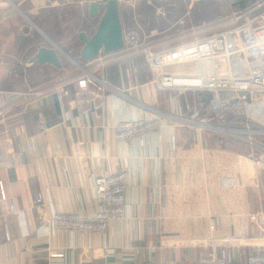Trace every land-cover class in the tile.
Returning a JSON list of instances; mask_svg holds the SVG:
<instances>
[{"label":"crops","instance_id":"crops-1","mask_svg":"<svg viewBox=\"0 0 264 264\" xmlns=\"http://www.w3.org/2000/svg\"><path fill=\"white\" fill-rule=\"evenodd\" d=\"M65 1L0 0V182L5 193V199L0 196V264H197L198 238L208 214L202 163L213 174L228 159L219 162L210 151L217 148L218 137L161 116L156 132L121 143L113 125L145 116L141 103L184 117L201 115L207 112L208 94L194 88L157 89L148 67L135 61L126 64L121 51L104 75L124 95L75 86L64 95L57 84L71 88L72 66L60 52V67L29 64L39 47L52 44L43 42L25 18L31 21L44 11L70 9ZM136 1H119L124 34L123 7L131 8ZM199 1L190 0L191 7ZM229 1L234 5L223 6V15L256 0ZM71 2L95 20L94 31L99 16L88 15V2ZM79 30L87 32L85 27ZM186 64L197 75L173 76L196 77L210 70L205 60ZM258 108L262 118L264 106ZM40 119L46 123L44 129L37 125ZM123 170L129 179L126 216L112 220L106 232L43 228L54 212L94 213L98 203L93 178ZM242 192L248 210L264 209V182ZM10 204L21 212L12 213ZM246 227L248 238L254 237L255 226ZM104 246L115 248L113 257L102 256ZM233 256L240 258L239 246L233 248Z\"/></svg>","mask_w":264,"mask_h":264},{"label":"built area","instance_id":"built-area-1","mask_svg":"<svg viewBox=\"0 0 264 264\" xmlns=\"http://www.w3.org/2000/svg\"><path fill=\"white\" fill-rule=\"evenodd\" d=\"M180 37L185 41L156 48L154 44L142 45L144 37L139 41L138 34L133 36V33L126 32L124 51L134 55L143 51L153 76L151 83L157 89L191 87L210 92V115L197 118L179 115L175 119L201 132L215 134L219 137V144L216 149L210 150L214 159L220 162L228 157L227 161L220 163L225 164L223 168L219 167L213 174H209L204 161L202 163L203 188L208 192L205 196L208 214L198 238L201 253L197 264H264V209L248 210L249 202L242 192L248 186H256L264 178V124L252 113L255 108L264 106V0H256L243 10L222 17L212 26L196 25L195 29L182 33ZM102 55L87 61V64H91L100 60L82 73L77 80L79 88L86 89L97 83L101 90L112 89L103 74L100 77L94 75L96 70H103L108 62V59L100 58ZM193 60H209L211 72L196 77L158 74L162 66ZM65 85L56 89L67 95L70 88ZM144 108L147 110L145 116L120 119L114 123L117 141L122 143L148 136L161 126V116L173 118L153 106ZM37 125L44 129L46 123L40 119ZM222 136L229 138L235 146L225 147ZM202 150L200 146L199 151ZM128 180L124 170L95 176L93 188L97 210L91 214L54 212L43 228L103 234L111 220L126 216L123 194ZM211 190L218 193L214 195ZM0 196L5 199L1 182ZM9 209L15 214L21 212L13 204ZM249 223L256 228L252 232L255 236L251 238L247 236L250 230L246 226ZM246 240L250 243H245ZM235 246H239L240 258L233 256ZM114 254V247L102 248L104 258L113 257Z\"/></svg>","mask_w":264,"mask_h":264},{"label":"rangeland","instance_id":"rangeland-1","mask_svg":"<svg viewBox=\"0 0 264 264\" xmlns=\"http://www.w3.org/2000/svg\"><path fill=\"white\" fill-rule=\"evenodd\" d=\"M71 1L73 0L65 1L67 2L70 9L67 8H62L58 10L51 9L50 11H44L43 13L41 12L37 18L34 19L31 18L32 19L31 21L34 24H32L29 18H25V19L32 28L37 27L36 29L40 32L41 35L37 31H34L36 35L39 38H41L42 41L45 43H51V44L53 43L54 46L57 47L55 48L57 52L59 51L64 58L60 54L59 55L63 59H66L65 62H67L68 64H70V66H72L74 80L71 81L72 83L71 82L69 83L70 85L72 84L70 89H72L75 86V88H78L80 90H85L84 88L78 87L77 80L81 77L82 73L90 70L91 66L94 65L96 61L99 62L100 60H95L93 62H90L91 64H87V61L79 59V51L82 46V43L79 41L77 34L80 31L79 28L85 27L87 29V33L90 35L93 31L95 20L89 19L87 17L86 11L85 10L81 11L80 5H74ZM168 2L171 5L167 4ZM131 4L133 5V7L131 6V8L123 7L122 14H123V22L125 25V31L127 33H133V36H137L138 34V36L140 37L139 41L143 40L144 37L142 45L147 46L154 44L156 48H163L164 46H168V45L174 46L185 41L184 38L180 37L181 34L186 33L191 29L192 30L195 29L196 25H201L206 27L216 24L218 20L226 16L221 13L222 7L226 5L228 7H231L232 5H234L233 2L230 1L228 2V0H202L192 5V7L190 0H138L135 3H131ZM154 6L157 8H154ZM157 9L158 11H156ZM243 9L244 8H240L238 10H243ZM196 21L198 23H196ZM36 22L39 24H37ZM122 51H123L122 52L123 56L126 57L125 58L126 64H131L133 63V61H135L134 63H136V65H139L142 68L148 67L149 69L148 62L146 61V58L142 54L143 51L141 53L136 54L138 56L134 58H132L133 56H135L134 54H129L127 51L124 50ZM118 52L121 53V51ZM119 53L114 52L107 55H102L100 58L108 59V62L104 65L103 70L95 71L94 73L95 77L96 76L100 77V74L101 75L103 74V76L105 77L104 69H106V67L112 62L113 57ZM66 55L71 57L74 60V62L67 59ZM205 61L209 62L210 70L208 73H206L209 74L211 72L212 64L209 60H205ZM188 62L173 63L167 66H162L158 69V74L160 75L162 73H168L172 75H197L194 71V67L190 66V64H186ZM149 74H150V80H152L153 76H151L152 75L151 72ZM59 80L63 81L65 79L61 78ZM107 82L109 83L112 89L101 90L98 88L97 83H95V86L92 85L89 86L88 88H91L95 93L98 94H102V93L104 94L106 92L110 94L111 93L119 94L118 91L120 90H118L115 86H113L109 81ZM58 90L60 91V89ZM202 92L208 94L209 98L211 97L210 92L205 90H203ZM140 105L145 106L143 103H141ZM152 106L158 109L163 114H170V117H173L170 118L172 120L177 119V117H179L180 115L173 112H163V110H161L157 106L155 105ZM260 111L261 110L259 108H255L252 113L257 120H259L264 124V112L262 113V118H261ZM198 113H193L195 115H191L187 118H197L201 115L203 116L210 115L208 104H207V112H203L201 115H198ZM157 130H155L154 132H156ZM138 138H142V137L128 139L123 141L122 143H126L128 141L135 140ZM221 138L223 145L232 143V145L229 147L235 146L234 145L235 143L233 144V142L229 138H226L225 136H222ZM218 144H219V137H218L217 145ZM261 181L264 182V178ZM53 214L54 213H52V215Z\"/></svg>","mask_w":264,"mask_h":264},{"label":"water","instance_id":"water-1","mask_svg":"<svg viewBox=\"0 0 264 264\" xmlns=\"http://www.w3.org/2000/svg\"><path fill=\"white\" fill-rule=\"evenodd\" d=\"M85 1L88 2V15H98L99 19L90 35L83 30L78 32L77 37L82 43L79 59L90 61L102 54L124 50L126 44L119 10L120 0ZM45 62L57 67L61 66L60 58L53 43L52 47H39L29 59V64Z\"/></svg>","mask_w":264,"mask_h":264},{"label":"bare ground","instance_id":"bare-ground-1","mask_svg":"<svg viewBox=\"0 0 264 264\" xmlns=\"http://www.w3.org/2000/svg\"><path fill=\"white\" fill-rule=\"evenodd\" d=\"M67 58L74 62V60L71 57L67 56ZM181 81H183V80H181Z\"/></svg>","mask_w":264,"mask_h":264}]
</instances>
